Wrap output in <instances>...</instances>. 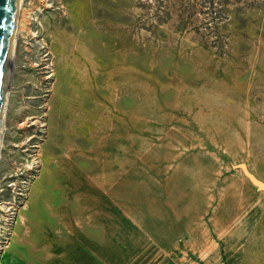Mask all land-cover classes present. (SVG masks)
Returning <instances> with one entry per match:
<instances>
[{"label":"rangeland","instance_id":"rangeland-1","mask_svg":"<svg viewBox=\"0 0 264 264\" xmlns=\"http://www.w3.org/2000/svg\"><path fill=\"white\" fill-rule=\"evenodd\" d=\"M13 63L2 264H264V0H24Z\"/></svg>","mask_w":264,"mask_h":264},{"label":"water","instance_id":"water-1","mask_svg":"<svg viewBox=\"0 0 264 264\" xmlns=\"http://www.w3.org/2000/svg\"><path fill=\"white\" fill-rule=\"evenodd\" d=\"M19 0H0V129L3 117L9 61ZM250 181L264 192V183L251 174Z\"/></svg>","mask_w":264,"mask_h":264},{"label":"bare ground","instance_id":"bare-ground-1","mask_svg":"<svg viewBox=\"0 0 264 264\" xmlns=\"http://www.w3.org/2000/svg\"><path fill=\"white\" fill-rule=\"evenodd\" d=\"M23 1L24 0L18 1V7H17V12H16L15 26H14L13 39H12V48H11V55H10V61H9V72H8L6 92H5L4 110H3V117H2V123H1V129H0V149H1L3 131H4V120H5L6 110H7L8 95L10 92V86H11V80H12V71H13V66H14L13 61H14V55H15V49H16V41L18 38L19 21H20V14H21L22 6H23ZM1 258H2V255L0 254V264H2Z\"/></svg>","mask_w":264,"mask_h":264},{"label":"built area","instance_id":"built-area-1","mask_svg":"<svg viewBox=\"0 0 264 264\" xmlns=\"http://www.w3.org/2000/svg\"><path fill=\"white\" fill-rule=\"evenodd\" d=\"M1 254V253H0Z\"/></svg>","mask_w":264,"mask_h":264}]
</instances>
